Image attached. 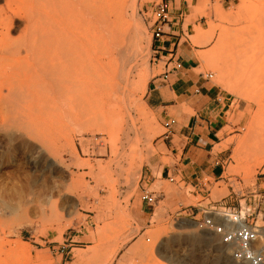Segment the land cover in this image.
<instances>
[{
	"label": "rangeland",
	"instance_id": "obj_1",
	"mask_svg": "<svg viewBox=\"0 0 264 264\" xmlns=\"http://www.w3.org/2000/svg\"><path fill=\"white\" fill-rule=\"evenodd\" d=\"M153 1L12 0L14 11L33 18L37 13H98L91 15V28L106 19L128 52L137 27V50L127 69L133 82L145 72L147 87L117 93L120 98H112L107 118L91 108L68 127L44 95L19 89L8 98L6 90L0 91V264H235L217 237L196 227L194 219L203 218L196 207L220 213L229 207L244 213L250 209L264 226V0L252 1L254 13L239 8L247 0H205L204 8L198 0L185 18L182 41L193 47L195 71L212 73L208 79L233 100L219 132L222 142L215 147L223 154L222 174L206 177L205 189L196 196L180 176L170 182L161 175L174 160L164 145V121L145 101L166 61L156 65L143 14L149 10L150 15ZM210 25L216 26L212 40L198 44L190 38L194 28ZM31 34L22 42L32 43ZM112 50L115 56V44ZM108 75L103 74L106 83ZM141 111L151 113V119H143ZM144 191L158 198L151 209L141 200ZM151 246L153 255L144 249Z\"/></svg>",
	"mask_w": 264,
	"mask_h": 264
},
{
	"label": "bare ground",
	"instance_id": "obj_2",
	"mask_svg": "<svg viewBox=\"0 0 264 264\" xmlns=\"http://www.w3.org/2000/svg\"><path fill=\"white\" fill-rule=\"evenodd\" d=\"M252 1L253 0H247L239 8H246L247 11L254 13L255 5ZM206 5L207 3L205 0H201L199 3L201 8H204ZM95 14L96 13L87 14L77 12L37 13L33 18L28 13H23L20 10L14 11L12 0H0L1 93L2 90H6L8 92L6 96L9 98V96L11 97L15 92L17 93V90L21 89L24 91L25 89L31 94L39 93L42 94V96L44 95L48 107H51L53 111L58 109L59 115L57 117L61 125L68 127L77 124V120L80 119L79 117L83 113L86 115L87 111L91 108L98 109V116L100 118H105L109 110L113 107H111L112 98H120V95L117 96V93L120 91L124 93L125 96L124 91L129 87H137L139 84L146 90L145 72L138 75L139 80L137 82H133L130 80L129 70L127 69V64L130 63L132 56L135 55L137 50L138 28L132 25L135 27V31L133 30L135 35L132 33L134 37H131L133 38V40L131 39L132 43L130 40L131 51L128 52V46H125L126 43H124L123 38L114 36V33L118 32V30H115L116 26L114 25L111 27L109 21L106 19L101 20L94 28H91V15ZM57 26L60 28L58 31H55V27ZM215 29L216 26L214 25H210L207 30L194 28V33L190 35V38L198 44L208 42L212 40ZM30 30H32L31 35L34 37V41L32 43H23V38L25 35H29ZM238 32L239 31H237L236 36ZM16 33L19 34L17 38L15 37ZM251 33L252 32H250V34ZM54 36H56V38H54ZM38 41H40L39 45H37ZM95 41H98V43ZM127 42H129V38ZM114 44L117 46L115 56L112 50ZM261 55L262 59H264V52ZM209 61H212L211 56L209 57ZM220 65V62L216 63V67H220ZM120 66H122V69L125 71H120ZM249 70L250 72L253 71L252 69ZM261 71L264 72V69H261ZM103 74H109L108 76L111 81L106 83V79L104 82ZM118 75L119 78L117 79L116 77ZM11 98H13V96ZM115 99L116 98H114V100ZM122 99H124V97ZM12 101L15 102V98L14 100H7V103L13 104ZM18 101L19 100H17L16 103ZM18 103L20 104V101ZM18 103L16 105H18ZM114 108H116V105H114ZM118 108L119 107H117V110ZM111 112L113 114V111ZM140 115L143 119L149 121L152 114L141 111ZM122 118L124 119L125 117L122 116ZM58 126L59 125H57V127ZM28 127L22 129L26 130ZM54 127L56 126L53 125V129ZM32 129L34 128L32 127ZM32 131L31 133L34 132ZM45 132H47V130H45L44 133ZM41 135L42 134H40V136ZM47 135L49 134L47 133ZM25 144H27V142H25ZM68 144L72 149L76 148L74 147L73 139H68ZM29 145L31 146V144ZM237 151H239V149ZM60 159L61 163L65 164L62 156ZM101 232L102 229L100 230V234ZM144 249L147 253L151 255L154 254V247H144ZM117 250L118 245L113 248L112 254L114 255Z\"/></svg>",
	"mask_w": 264,
	"mask_h": 264
},
{
	"label": "crops",
	"instance_id": "obj_3",
	"mask_svg": "<svg viewBox=\"0 0 264 264\" xmlns=\"http://www.w3.org/2000/svg\"><path fill=\"white\" fill-rule=\"evenodd\" d=\"M197 1L174 0L173 21L165 27L167 34L163 41H153V51L159 55L157 66L168 58L170 51L175 56L169 67L175 61L182 66L167 75L164 66V71L151 81L145 95L146 103L156 112L159 121L176 119L169 136H164L167 156L174 163L164 165L161 175L180 176L181 181L196 189L195 196L205 189L206 177L217 179L222 174L223 154L215 151V147L222 142L219 132L225 127L224 117L233 104L230 94L219 89L207 75L195 71L199 65L193 47L188 40L182 41L186 38L185 18ZM202 207H196L197 215Z\"/></svg>",
	"mask_w": 264,
	"mask_h": 264
},
{
	"label": "built area",
	"instance_id": "obj_4",
	"mask_svg": "<svg viewBox=\"0 0 264 264\" xmlns=\"http://www.w3.org/2000/svg\"><path fill=\"white\" fill-rule=\"evenodd\" d=\"M173 2L174 0H154L150 15H147L149 10L143 13L146 15L145 20L152 32L153 41L161 42L167 34L165 27L173 21ZM154 56L155 60L159 57L158 53ZM174 56V52L170 51L164 64L167 67L165 75L182 66L179 61H175V64L169 67L174 61ZM207 77L212 78V73L207 74ZM175 123V118H169L164 122V136H169ZM176 177L177 175L173 174L167 176L170 182H175ZM157 199L155 192L144 191L141 196L142 202L149 207H154L158 203ZM229 209L231 210L227 212L230 214L202 209L203 218L194 219L196 227L217 237L235 264H264V226L258 224L250 209L249 213L231 207Z\"/></svg>",
	"mask_w": 264,
	"mask_h": 264
}]
</instances>
